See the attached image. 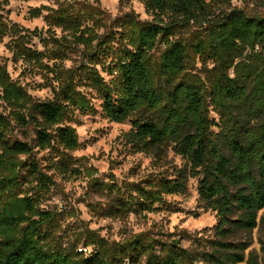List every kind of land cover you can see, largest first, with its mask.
Wrapping results in <instances>:
<instances>
[{"label":"trees","instance_id":"obj_1","mask_svg":"<svg viewBox=\"0 0 264 264\" xmlns=\"http://www.w3.org/2000/svg\"><path fill=\"white\" fill-rule=\"evenodd\" d=\"M140 1L147 19L134 10L114 16L98 0L31 10L32 17L47 11V28L18 33L14 57L42 73L50 99L32 96L0 64V264H259L247 253L250 241L230 239L255 229L264 209V15L231 0ZM5 4L0 38L14 28ZM34 37L43 50L31 46ZM87 88L111 121L131 120L123 135L129 150L160 167L172 150L185 166L137 181L114 174L106 181L93 166H75L71 153L82 143L69 122L77 111L97 112ZM45 151L55 156L49 163L40 157ZM75 174L90 179L87 198H102L88 201L93 215L114 219L153 212L196 178L217 224L198 233L150 229L120 241L87 229L67 241L63 213L43 203L56 175ZM81 240L93 248L89 255L79 251Z\"/></svg>","mask_w":264,"mask_h":264},{"label":"rangeland","instance_id":"obj_2","mask_svg":"<svg viewBox=\"0 0 264 264\" xmlns=\"http://www.w3.org/2000/svg\"><path fill=\"white\" fill-rule=\"evenodd\" d=\"M64 0H6L3 14L11 29L6 36L0 38V64L4 65L13 80L25 86L29 93L39 100L52 98V90L45 86V79L41 72L22 60L14 57V41L18 33L24 34L36 28L46 29L47 22L43 16L32 17L31 10L41 6L56 8ZM92 2L95 0H91ZM101 6L114 16L134 10L142 19L149 18L143 3L140 0H98ZM209 1V0H208ZM233 7L246 11L248 14L264 15V0H231ZM33 48L43 50L38 37H34ZM68 67L72 66L67 61ZM86 93L96 106V113L77 111L69 122L78 133L82 147L71 153L78 160L75 166L84 170L86 167H95L101 179L109 180L114 174L119 180L128 179L137 181L150 172L173 173L176 167H184L186 160L168 152V160L164 167L157 166L152 158L145 153H134L123 142V135L131 128V120L117 123L107 118L101 109V97L95 89L87 88ZM211 117L218 120L216 113ZM29 137V136H28ZM26 137V139H29ZM40 157H48L49 163L55 158L50 151L40 153ZM57 187L44 201L47 209L59 210L63 213V228L66 240L80 239V235L87 229L96 230L110 241H120L126 236L147 230H162L174 232L186 230L189 233H198L212 229L218 221L216 212L206 210L199 199L198 179L190 178L188 190L185 194L168 195L165 203L157 205V210L144 214H130L123 219L102 218L93 215L87 203L101 201L96 192L86 197L90 179L83 175L62 177L56 175ZM73 214V217H71ZM210 233V231L208 232ZM234 242L250 241L248 252H253L259 261L264 264V209L259 212L258 226L252 231H238L230 239ZM80 241L78 249L84 247ZM184 246L189 242L183 241ZM89 248V254L93 251ZM126 264H130L126 262ZM247 264V263H244Z\"/></svg>","mask_w":264,"mask_h":264},{"label":"built area","instance_id":"obj_3","mask_svg":"<svg viewBox=\"0 0 264 264\" xmlns=\"http://www.w3.org/2000/svg\"><path fill=\"white\" fill-rule=\"evenodd\" d=\"M79 251L85 255H89V248L88 247H81Z\"/></svg>","mask_w":264,"mask_h":264}]
</instances>
